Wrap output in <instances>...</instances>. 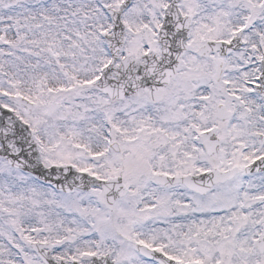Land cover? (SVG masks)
I'll return each mask as SVG.
<instances>
[{
  "label": "snow or ice",
  "instance_id": "6c2138e0",
  "mask_svg": "<svg viewBox=\"0 0 264 264\" xmlns=\"http://www.w3.org/2000/svg\"><path fill=\"white\" fill-rule=\"evenodd\" d=\"M0 264H264V0H0Z\"/></svg>",
  "mask_w": 264,
  "mask_h": 264
}]
</instances>
